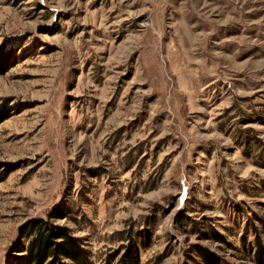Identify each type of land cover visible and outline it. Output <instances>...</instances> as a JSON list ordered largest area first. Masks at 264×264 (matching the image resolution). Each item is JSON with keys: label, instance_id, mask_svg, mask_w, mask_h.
I'll list each match as a JSON object with an SVG mask.
<instances>
[{"label": "rangeland", "instance_id": "1", "mask_svg": "<svg viewBox=\"0 0 264 264\" xmlns=\"http://www.w3.org/2000/svg\"><path fill=\"white\" fill-rule=\"evenodd\" d=\"M50 213L90 264H259L264 0H0V264Z\"/></svg>", "mask_w": 264, "mask_h": 264}, {"label": "trees", "instance_id": "2", "mask_svg": "<svg viewBox=\"0 0 264 264\" xmlns=\"http://www.w3.org/2000/svg\"><path fill=\"white\" fill-rule=\"evenodd\" d=\"M50 215L31 221L25 230L26 240L20 244L18 252L12 255V264H90L89 250L82 238L74 235L70 227L55 223L53 213ZM134 252L131 248L130 259L126 264H139L138 252ZM201 255L208 264H214V257L204 251H201ZM257 261L264 264V246L261 242Z\"/></svg>", "mask_w": 264, "mask_h": 264}]
</instances>
